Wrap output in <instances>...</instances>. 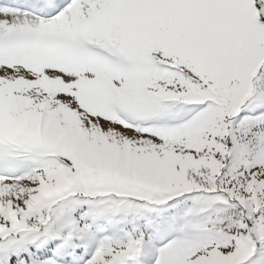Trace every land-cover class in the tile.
Returning <instances> with one entry per match:
<instances>
[{
	"label": "snow or ice",
	"instance_id": "obj_1",
	"mask_svg": "<svg viewBox=\"0 0 264 264\" xmlns=\"http://www.w3.org/2000/svg\"><path fill=\"white\" fill-rule=\"evenodd\" d=\"M0 264H264V0H0Z\"/></svg>",
	"mask_w": 264,
	"mask_h": 264
}]
</instances>
